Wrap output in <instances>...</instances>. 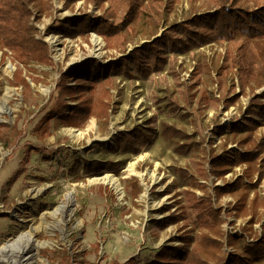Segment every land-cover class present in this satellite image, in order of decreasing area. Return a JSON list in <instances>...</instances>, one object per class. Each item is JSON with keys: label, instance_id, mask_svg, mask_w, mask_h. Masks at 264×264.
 <instances>
[{"label": "rangeland", "instance_id": "rangeland-1", "mask_svg": "<svg viewBox=\"0 0 264 264\" xmlns=\"http://www.w3.org/2000/svg\"><path fill=\"white\" fill-rule=\"evenodd\" d=\"M51 4L50 12L35 14L32 22L36 38L50 48L52 65L25 66L10 51L3 55L0 50V264H148L160 248L182 247L183 235L196 239L203 233L199 228L191 233L192 207L202 196L211 197L219 211L224 264H232L235 254H243V244L261 238L264 179L249 192L247 214L237 216L236 196L217 199L215 188L243 177L246 166L217 177L210 159L245 149L238 145L247 132L232 135L225 128L230 131L242 122L253 98L249 89L239 92L237 72L225 62L226 53L240 52L241 63L251 73L261 74L264 37L210 43L188 54H171L164 70L146 79L111 75L112 86L105 88L109 110L104 121L90 118L82 128H71L51 119L45 129L44 118L57 98L56 83L62 73L71 68L85 73L89 61L96 60L105 76L104 70L118 65L120 56L94 32L87 37L47 32L55 20L83 13L100 15L101 8L84 0L68 9L63 0ZM210 5V0L143 2L131 32H124L132 38L127 51ZM146 122H152L156 140L138 154H119L118 134L145 127ZM163 126L187 136L172 139L173 133L163 134ZM252 134L263 135L264 126ZM178 143L190 145L186 154L176 150ZM88 161L124 164L117 174L92 176L82 172ZM182 173L195 181L190 184ZM106 175L117 180L118 190L103 182ZM170 216L178 217L177 222L166 227L155 224ZM230 238L234 245H229Z\"/></svg>", "mask_w": 264, "mask_h": 264}, {"label": "trees", "instance_id": "trees-1", "mask_svg": "<svg viewBox=\"0 0 264 264\" xmlns=\"http://www.w3.org/2000/svg\"><path fill=\"white\" fill-rule=\"evenodd\" d=\"M77 1L79 0H63V6L68 9ZM84 2L101 8L102 13L100 15L83 13L78 18L65 17L63 20H55L47 27V32H56L65 37H87L88 33L94 32L103 39L108 49L120 53L119 63L104 70L108 73L105 76L102 73L103 65L96 60L89 61V68L85 73H81L77 68L68 69L67 74L62 73L56 83L57 98L44 118L45 129L51 119L57 125L62 124L71 128H82L90 118L104 121L109 110L108 89L105 88L112 86L111 75L127 80L146 79L154 73L162 72L171 54H188L210 43L232 42L238 38L250 41L264 37V2L210 0V8L206 11L169 25L159 36L154 34L127 51V44L132 38H128L124 32H131L130 26L141 12L143 2L147 0H84ZM104 3L108 4L107 8H104ZM250 4L252 6L248 7ZM52 9L51 0H0V50L3 51V55L7 54L5 50H8L18 63L25 66L31 62L52 65L50 48L46 42L36 38V29L32 22L35 14L43 15ZM238 53L227 52L225 62H230L237 72L239 92L244 94L245 90L249 89L253 98L245 108L242 122L234 125L230 131L227 126L225 133L237 135L246 131L247 135L238 145L244 146L245 149L242 151L234 149L232 155L230 152L213 155L210 160L213 164L212 172L217 177L224 176L233 167L246 166L243 177L215 188L217 199L227 194L235 195L236 204L233 211L237 216H244L248 212L249 192L254 191L264 179V134L259 137L252 134L257 128L264 126V89L260 93L255 92L264 87V72L251 73L246 65L241 63ZM69 79L73 82L67 83ZM21 82L26 83L23 79ZM67 100L74 101V104L69 105ZM151 124L152 122H146L145 127L136 126L125 133H119L116 138L119 154H138L146 145L152 144L157 135ZM218 130L221 135L224 133L221 128ZM167 133L174 134L171 136L172 139L178 137L183 139L187 136L178 133L172 127L163 126V134ZM178 144L180 145L176 150L186 154L190 145ZM123 164L88 161L82 167V172L92 176L107 172L117 174ZM75 166L79 168L77 162ZM182 177L188 178L190 184L191 181H195L186 173H182ZM243 178L247 180L246 183H243ZM192 208L194 219L191 233L197 228L203 233L196 239L183 235L180 238L182 247L164 246L154 253L148 264L225 263L222 243L218 238L222 220L219 219V211L213 207L211 197L202 196ZM177 220L178 217L170 216L163 222L155 224L166 227ZM252 224L253 221L250 220L249 225ZM261 228V238L255 243L243 244L241 247L243 254H235L232 264L264 262V224ZM229 245H234L231 238Z\"/></svg>", "mask_w": 264, "mask_h": 264}, {"label": "bare ground", "instance_id": "bare-ground-1", "mask_svg": "<svg viewBox=\"0 0 264 264\" xmlns=\"http://www.w3.org/2000/svg\"><path fill=\"white\" fill-rule=\"evenodd\" d=\"M72 131L76 132V130H72ZM102 180L104 183L112 185L116 190L119 189L118 188V182L114 177L106 175L104 178H102ZM16 262H18V261H16Z\"/></svg>", "mask_w": 264, "mask_h": 264}]
</instances>
